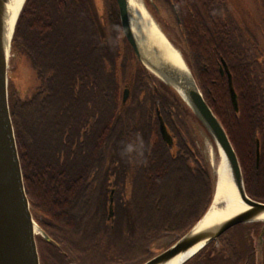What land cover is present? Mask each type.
<instances>
[{"label":"trees","instance_id":"16d2710c","mask_svg":"<svg viewBox=\"0 0 264 264\" xmlns=\"http://www.w3.org/2000/svg\"><path fill=\"white\" fill-rule=\"evenodd\" d=\"M168 2L176 39L233 145L245 191L264 202V9L248 26L225 0ZM120 31L115 0H102L101 11L92 0H25L11 41V51L34 76L26 93L19 95L10 84L8 94L25 192L39 225L53 223L78 242L79 264H109L116 255L157 250L162 235L181 237L191 228L214 192V178L196 144L171 133L173 94L133 63ZM129 74L132 96L122 103L121 84ZM159 114L171 131L170 145L160 133ZM115 148L120 154L111 172L116 178L109 219L115 217V224L87 242L81 232L91 222H103L109 199L103 175ZM116 220L124 222L117 233ZM260 224L231 227L220 235V247L212 241L184 264H235L241 247L235 230L241 227L242 238H254Z\"/></svg>","mask_w":264,"mask_h":264},{"label":"water","instance_id":"95a60500","mask_svg":"<svg viewBox=\"0 0 264 264\" xmlns=\"http://www.w3.org/2000/svg\"><path fill=\"white\" fill-rule=\"evenodd\" d=\"M115 1L118 8L122 33L136 58L149 73L158 77L166 86L172 89L176 95H178V97L184 102V104H186L190 111L197 117L204 128L208 131L218 149V153L219 150H221L225 156V164L227 166L226 170L228 174L227 180L231 185L233 193L236 194L239 199L248 206L247 209L225 219L217 228L211 229L207 227H200V223L205 218L214 202V197L219 182L218 175L216 174L213 197L203 215L185 234H183L173 243L170 244L169 241L164 243L162 242L161 244L160 242L157 243V246L164 248L141 264H164L179 253L185 252L195 244L204 241L200 249L179 263L184 264L198 252H200L206 245L212 241H217L221 234L237 224L252 222L261 223V232L259 235V238L261 239L264 234V202L255 200L247 195L244 187L241 166L233 145L221 122L204 99L203 94L196 83L194 75L185 61V58L179 52L181 59L184 61L189 70L190 80L184 77L187 79V81L185 80L183 83L180 81V84H182L185 89L186 98L180 94V92L172 83L167 81L161 75V69L157 68V63H155L153 59L149 58L147 54H145L141 49V46L135 38L130 25L127 0ZM149 1L155 7L153 0ZM19 13L16 16L12 35L9 41V51ZM8 60L9 52L7 58L5 61H3L0 44V264H40L37 250L36 233L34 232L33 228L36 222L31 211L28 196L25 192L17 144L9 110L7 76ZM222 63L224 70L227 73L231 100L234 108L237 109V98L232 86L231 74L226 63L224 61ZM221 73H223L222 68ZM128 94L129 89H123L121 98L122 103H125ZM159 129L164 140L169 145L172 144V136L167 126L164 124L160 114ZM259 157L260 144L259 140L257 139V164L259 162ZM112 194L113 193L109 194V204L107 206L109 218L113 214ZM261 216L263 218H261ZM37 227L39 229L38 233H40V236L45 241L56 244L55 241H53L42 228H40L38 225Z\"/></svg>","mask_w":264,"mask_h":264},{"label":"rangeland","instance_id":"374dc122","mask_svg":"<svg viewBox=\"0 0 264 264\" xmlns=\"http://www.w3.org/2000/svg\"><path fill=\"white\" fill-rule=\"evenodd\" d=\"M136 1L139 4H141L143 9L149 16L151 22L156 26L157 30H159V32L163 34V36L169 41V43L178 52H180L182 56L184 57L183 55L184 47H182V43L178 42L176 39V35H175L176 33L173 28L175 17H174L171 5L168 2V0H153L155 7L151 4L149 0H136ZM92 2L95 3V6L98 8L99 11L102 10V0H92ZM225 2L230 7L233 15L236 16V18L238 19L240 23L244 25H248V26H253L252 25L253 21H255L257 17L259 16L260 3H259V8H258V4L256 0H225ZM120 32H121L120 39L122 41L124 39V35L122 31ZM126 54L128 55L129 58L134 60L133 63L140 64V62L138 61V59L136 58L135 54L132 52L130 47L128 48V51ZM151 75L154 77L159 87L164 86L165 88H167V90L170 93L173 94V98H171V96L168 95L169 100L171 102V108L174 112L172 113L174 116V122L171 124V127H170L173 132H171L170 130L169 132H171L172 134L179 133L184 138L188 139V137H190V139L193 140V142L196 144V147L198 148L201 158L206 163V166L209 172L211 173V175L213 176L214 182H215V178H216L215 168L218 165L220 156H219L218 149L212 137L210 136L208 131L204 128V126L201 124V122L197 119V117L186 106V104H184V102L178 97V95H176V93L173 92L172 89H170L168 86H166L158 77H156L153 74ZM7 76H8V94H9L10 84H12L13 87H15L19 95H23L24 93L27 92V87L34 82V76L30 68L27 67V65L22 60H20V58L17 59V56L11 51V48L9 51ZM125 78L126 80L124 79V81L121 84V93L123 89L125 88L129 89V94L125 101L126 103L130 101V97L132 96V83L130 82V74L127 75ZM144 106H146V101L144 102ZM119 154L120 153L117 148L112 149V155L114 157L119 156ZM122 168H125V163L122 164ZM108 186L109 185L107 184V189H106L107 196L109 194ZM105 211H106L105 213L108 215L107 207ZM123 223L116 220V227H115L116 233L119 231V226L124 225ZM256 223H259V222H256ZM36 224L39 226L37 222ZM91 224H95V223L91 222ZM102 228L104 227L101 224L99 225L96 224L95 226H92L90 229H88V232H89L88 234L96 233L95 235H97L98 234L97 232H100V233L104 232L105 234L108 233L106 229H102ZM260 228H261V224H260ZM230 229L231 228H229L227 231H229ZM115 230L113 231L112 234L115 233ZM235 231L237 233H236V236L234 237L237 240L240 239V236L241 238L244 237L243 235H241L240 229L238 230L239 232L237 230ZM258 237L259 235H256L254 239L256 240L255 244H256L257 259L260 260L261 259V250H260L261 239H259L258 241ZM178 238L179 237L177 236V233L169 232L165 235H162V238H160L156 242V244L159 242L161 244L162 242L164 243L168 241L171 244ZM228 238L231 239L232 238L231 235L228 236L227 239ZM36 239H40V241L36 240L40 264H63L57 252L51 249L46 244L45 240L40 236V233H36ZM238 242L242 244L241 239ZM156 244H154V247L157 250L150 251L148 253H145L142 256H134V257H131V254L129 253H123L122 257H119V256L117 257L116 255V258H114L111 262H109V264H140L143 261L147 260L148 258L152 257L153 255L157 254L164 248V247H159ZM215 246L220 247L221 242L217 240L215 242ZM72 248H77V246L75 245ZM75 254L76 252H72V255L74 256V258L78 260L79 256ZM233 261L231 262L229 261L228 264H234Z\"/></svg>","mask_w":264,"mask_h":264},{"label":"bare ground","instance_id":"6f19581e","mask_svg":"<svg viewBox=\"0 0 264 264\" xmlns=\"http://www.w3.org/2000/svg\"><path fill=\"white\" fill-rule=\"evenodd\" d=\"M24 0H0V44L3 61L9 52V41L12 35L16 16ZM129 10V20L132 31L147 56L157 63V68L161 69V75L172 83L182 96L186 98V92L180 81L183 83L190 80L189 70L181 59L179 52L169 43L156 26L151 22L149 16L136 0H127ZM186 77V78H184ZM219 162L215 168L218 175L217 191L213 205L205 218L200 223V227L217 228L225 219L248 208L239 197L233 193L231 185L227 180L226 159L219 150ZM264 217V216H263ZM261 216V218H263ZM34 232L39 229L36 224L33 226ZM201 241L185 252L179 253L164 264H179L184 259L190 257L203 245Z\"/></svg>","mask_w":264,"mask_h":264},{"label":"flooded vegetation","instance_id":"af4514ba","mask_svg":"<svg viewBox=\"0 0 264 264\" xmlns=\"http://www.w3.org/2000/svg\"><path fill=\"white\" fill-rule=\"evenodd\" d=\"M256 2L258 4V8H259V3H260L259 11H260V13H262V8L264 9V0H256ZM170 115L173 116V114H170ZM110 156L111 157L108 158V162H107L108 172H106L103 175V180H105V182H107V184L109 185L108 186L109 194L112 192V189L114 188V179L116 178V176L111 173L112 170L114 169V166H116V159H117V157H114L112 155V149L110 150ZM120 163H122V161L119 162V165H120ZM125 165H127V164H125ZM121 176H124V179L126 180V174L121 175ZM106 198L108 199L107 195H106ZM107 201H106L104 209L101 213L102 218H103V222H99V223H97V225L101 224L104 228H106V227L112 228L113 225L115 224V220H114L115 217L113 218V221L109 220L110 219L109 215H107L105 213L106 207L108 205ZM114 214H115V211H114ZM104 220H106V221H104ZM95 225L96 224L90 223V225H88L89 226L88 229H90L92 226H95ZM39 226L47 233V235L53 241H55L56 244H52V243L47 242V241H45V242L51 249H53L57 252V254L59 255L63 264H79L74 259V256L72 255V252H75V250H76L72 247L78 243L77 241H75L73 239H69V237H67L68 235H64L65 230L62 227H59V226H57L53 223H50L48 221H44V223H41ZM238 229H240L241 232L243 231L242 230L243 228H241V227H239ZM260 232H261V228H260ZM260 232L258 235H260ZM88 233L89 232L87 230L86 233L81 232L80 235H82V237H84V239H86L87 242H94L97 240V238H95V236H97V235H95L96 233H92V234H88ZM241 235H242V233H241ZM240 239H241L242 244H240L238 242L241 245V247L238 248L239 249L238 250L239 251V259L237 260L236 264H264V234H263V236L261 238V242H260L261 243V245H260L261 259L260 260L257 259V255H256V244H255L256 240L252 237L245 238V239L240 237ZM259 239L260 238L258 237V241H259ZM37 240L40 241V239H37ZM66 244H67V246H66Z\"/></svg>","mask_w":264,"mask_h":264}]
</instances>
